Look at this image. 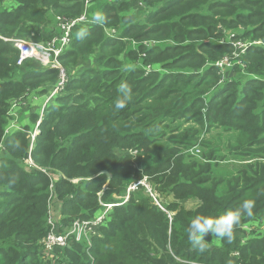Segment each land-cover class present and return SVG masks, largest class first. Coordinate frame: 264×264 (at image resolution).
<instances>
[{
    "label": "trees",
    "instance_id": "obj_1",
    "mask_svg": "<svg viewBox=\"0 0 264 264\" xmlns=\"http://www.w3.org/2000/svg\"><path fill=\"white\" fill-rule=\"evenodd\" d=\"M85 1L0 0V264H264V235L243 243L241 229L264 217V46L240 54L241 87L222 80L216 66L241 38L264 43V0H139L138 15L122 12L126 0L99 1L103 22L74 26L58 57L68 79L39 132L31 140L35 124H24L5 134L12 105L27 95L44 98L58 81L57 69L33 59L18 65L12 39H50L55 17H79ZM124 82L133 98L117 111ZM40 107L29 116L33 123ZM214 125L235 132L226 150L237 158L206 138ZM29 157L45 172L24 168ZM143 177L168 214L140 186L111 209L89 249L71 239L49 255L41 251L50 190L61 203L62 227L93 217L100 201L119 203ZM190 200L196 205L186 208ZM244 200L254 208L232 242L206 236L207 250H194L191 221L223 216Z\"/></svg>",
    "mask_w": 264,
    "mask_h": 264
},
{
    "label": "built area",
    "instance_id": "obj_2",
    "mask_svg": "<svg viewBox=\"0 0 264 264\" xmlns=\"http://www.w3.org/2000/svg\"><path fill=\"white\" fill-rule=\"evenodd\" d=\"M89 5V1H85V8ZM88 22V19L83 12L79 17L68 19L63 16H57L55 23H56V30L54 35L46 40V41H33L30 39H12L15 47L18 49V59L17 64L23 63L26 59H33L39 62L43 67H49L58 70V81L55 84V87L52 91H50L45 97L44 101L40 107V118L36 121V128L32 134V137L38 133V125L40 124L42 114L47 107V105L52 101V98L56 97L65 86L68 77L66 76L65 69L58 61V57L63 54L70 45L71 33L74 26L79 24H85ZM115 30L111 29L109 31V36L115 35ZM260 43V42H258ZM250 43L248 46L252 45ZM234 48L236 49L233 53L235 57L239 56L241 53L245 51L247 46L242 48V45L239 42L233 43ZM216 66L219 69H223L226 67L231 66V62L227 61V58L224 57L216 63ZM31 147L29 148V151ZM28 162L34 168L44 171L43 169L37 167L31 158H28ZM29 165V164H27ZM30 167V165H29ZM31 168V167H30ZM140 186H142L145 190V193L148 197L152 200L153 204L163 212H167L166 205L162 201L161 194L159 191L148 181L146 177H143L140 180H136L131 182L127 187L126 195L122 198L119 203H102L99 202L101 208L94 214L93 217L89 219H81L76 218L72 220L68 225L62 226L55 220H51L50 209L48 212V225L49 230L46 236L41 240V251L49 255L54 247H66L71 239H74L78 242H85L88 245V248L92 245L93 237L99 232V229L105 225L108 215L113 207L120 206L128 200V196L130 192L136 191ZM49 199L53 200L52 204H49L54 207V211L56 210V204H58V200L50 190ZM59 210L54 214V216L59 220L58 217ZM169 216V215H168ZM264 217H261L257 220H251L244 225H242L241 229L245 234L243 237L242 242L244 243L247 239L248 231L252 230L254 226H257L261 232H264ZM254 225V226H253ZM61 229V230H60ZM237 255V252L233 253Z\"/></svg>",
    "mask_w": 264,
    "mask_h": 264
},
{
    "label": "rangeland",
    "instance_id": "obj_3",
    "mask_svg": "<svg viewBox=\"0 0 264 264\" xmlns=\"http://www.w3.org/2000/svg\"><path fill=\"white\" fill-rule=\"evenodd\" d=\"M99 1H101L102 3H105L108 0H91L89 2V5L84 9V12H85V15L88 19V22H95L94 17L96 14L99 13V9H97V3ZM116 2H118V0ZM126 2L128 4V8L122 11L126 14L138 15L140 13V11H142L144 8L143 3L142 2L140 3L139 0H126ZM55 20H56V17H55ZM121 27L122 26H120L119 30L121 29ZM234 31L236 33L238 32L239 34H241V29H235ZM223 32L225 33L224 38H226V39L231 38L229 30H227V31L225 30ZM238 42L242 45V48L244 46H248L250 43H253L252 45L264 46V43H262V42L258 43L259 41H251V40H249L248 37L241 38ZM133 45H135V44L133 43ZM90 58L91 57H88V59H90ZM226 58H227V61L231 62V66L220 69V71L222 72V75H223L222 80H225V79L236 80L238 82L237 83L238 87H241L243 82H245V80H246V76L244 75V66L245 65L241 62L240 55L237 57H235L233 55L231 57H226ZM88 61L89 60H86L83 62L86 63ZM50 87H52V86L47 87V89ZM32 101L34 102V104H36L35 98H33L32 95H27L26 99L18 100L17 102H15L12 105L10 112H9V117H8L9 119H7L8 123L6 125L5 133L12 131V129L15 127V125H17V123L19 121L21 122L22 125H24V124H31V125L35 124V128H36V122L33 123V121L29 119V116L32 113L31 108H29V106H32V103H30ZM35 128H34V130H35ZM37 129H38V127H37ZM233 133H235V132H233ZM233 133L226 132L223 130V128H221V127L218 128L217 126L214 125L212 127V129L210 130V132L206 135V138L208 140L213 141L214 143H218V146L220 149V151L218 152L219 154L225 155L226 157H235V156H232V152L230 153L228 150H226V148L229 149V146H230V145H227V143L234 141L232 138ZM226 145H227V147H226ZM197 149H198L197 151L194 150V153L191 152V154H194L196 157L200 153V148L198 146H197ZM0 155L6 156V152L4 151V149H2L1 146H0ZM235 158H237V157H235ZM28 160H29L28 158L24 160V165H23L24 168H26L25 165L28 167L30 165V167L33 169L34 166H32L30 164V162H28ZM235 162H237V161L235 160ZM27 164H29V165H27ZM131 182H133V181H131ZM121 200H122V198L120 197L118 201H121ZM190 206H191V203H189L185 207L190 208ZM60 208L61 207H60L59 203L56 204V207H55L56 210L55 211H54V208H50L49 217L51 220L55 219L58 222V220L54 216V214L58 210H60ZM261 220H264V218ZM97 234H99V232ZM259 235H264V232H261L257 226H254V228L252 230L248 231L247 238L256 237Z\"/></svg>",
    "mask_w": 264,
    "mask_h": 264
},
{
    "label": "clouds",
    "instance_id": "obj_4",
    "mask_svg": "<svg viewBox=\"0 0 264 264\" xmlns=\"http://www.w3.org/2000/svg\"><path fill=\"white\" fill-rule=\"evenodd\" d=\"M94 20L97 23H102L104 20V17L102 14L98 13L95 15ZM119 92L121 93L120 98H118L114 104V108L117 111L125 109L133 98L132 89L127 84V82H124L120 85ZM39 118H40V111H39ZM39 118L37 120H39ZM33 132L31 133V140H33L34 137L36 136L34 135V137H32ZM30 147L32 149V144L29 146V148ZM30 151L28 149L29 153ZM34 170H38V169L33 168L32 171ZM42 172H45V171H42ZM126 192H127V189H126ZM125 195H123L121 198H123ZM58 203L60 204V207H61V203L60 202ZM253 208H254V201L244 200L236 208L227 211L223 216H220V217L213 218V217H207L204 215H197L191 221L187 229L188 240L190 244L192 245L194 250L202 253L206 251L208 248L209 240L206 239V236L215 237L217 240H221V241L226 240L227 242L231 243L234 238V230L236 227L239 226L242 216H245V215L251 216ZM58 217L60 220V213H58Z\"/></svg>",
    "mask_w": 264,
    "mask_h": 264
},
{
    "label": "crops",
    "instance_id": "obj_5",
    "mask_svg": "<svg viewBox=\"0 0 264 264\" xmlns=\"http://www.w3.org/2000/svg\"><path fill=\"white\" fill-rule=\"evenodd\" d=\"M32 96H33V95H32ZM33 98H35V97H33ZM35 101H36V104H34V102L32 101V102H33V103H32V106H29V108H31V112L37 110V108L43 103L44 98H43V97H42V98H35ZM21 126H22V124H21V122L19 121V122L17 123V125H15V127L12 129V131H15V130L21 129ZM189 203H191L190 208H192V207H194V206L196 205V201H193V200L186 201L184 204H185V206H187Z\"/></svg>",
    "mask_w": 264,
    "mask_h": 264
}]
</instances>
